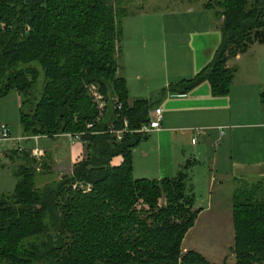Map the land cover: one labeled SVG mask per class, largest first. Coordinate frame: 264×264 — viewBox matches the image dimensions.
Segmentation results:
<instances>
[{"label":"trees","instance_id":"1","mask_svg":"<svg viewBox=\"0 0 264 264\" xmlns=\"http://www.w3.org/2000/svg\"><path fill=\"white\" fill-rule=\"evenodd\" d=\"M127 1L0 0V98L20 95L24 135L83 132L85 149L71 174L42 187L35 178L49 163L12 149L17 182L13 193L0 194V263L216 264L183 249L201 211L188 184L193 160L172 177L136 178L133 152L148 135L127 132L119 141L108 132L125 121L141 128L155 105L131 99L122 74V20L140 11L130 14ZM203 5L214 25L221 20V43L202 70L163 87L160 99L203 82L214 96L229 95L230 59L264 44V0ZM92 85L109 101L104 112ZM260 99L264 107V86ZM117 156L122 161L113 165ZM242 180L232 194L230 251L235 264H264V175Z\"/></svg>","mask_w":264,"mask_h":264},{"label":"crops","instance_id":"2","mask_svg":"<svg viewBox=\"0 0 264 264\" xmlns=\"http://www.w3.org/2000/svg\"><path fill=\"white\" fill-rule=\"evenodd\" d=\"M203 4L204 0H200L197 12L189 9L181 14L163 13L161 20L154 16L146 20L135 18V23L130 24L122 22V74L127 80L130 98H149L155 102L154 107L161 106L163 110L162 129L147 134L138 145L137 156L133 152L136 159L134 173L136 170L145 172L141 177L135 174L134 177H172L191 159L194 163L188 184L195 201V191L200 184L196 178L199 164L209 165L210 172L203 171L208 182L206 200L209 196L211 200L219 177L237 184L241 179H257L264 175V110L260 108L264 44H251L246 52L230 59L229 65L236 68V74L229 95L214 96L210 84L203 82L186 95L170 94L160 99L163 87L191 78L202 70L221 43L220 25H214L211 12ZM257 103L259 107L254 112L252 104ZM196 128L205 130L197 136ZM195 136L198 138L193 143ZM45 138H53L55 143L51 149H44L43 160L49 166L38 172L46 173L45 176L53 173L56 179L71 174L74 164L85 155L84 142L72 140L67 134L40 135L28 140L33 142L29 147H34V141ZM26 150L29 151L24 152L30 153L31 148ZM12 152L7 154L8 170L7 163L1 162L0 158V193L9 191L12 186L15 160ZM121 161L122 157L117 156L112 164L118 165ZM217 169L218 174L215 173ZM203 208L200 205V209Z\"/></svg>","mask_w":264,"mask_h":264},{"label":"rangeland","instance_id":"3","mask_svg":"<svg viewBox=\"0 0 264 264\" xmlns=\"http://www.w3.org/2000/svg\"><path fill=\"white\" fill-rule=\"evenodd\" d=\"M207 1L209 0H204V3ZM199 5L200 0H129L122 6L126 7L129 10L130 14L134 12L136 13L139 10L140 11L136 14L129 15L126 18H123L122 22L125 21L127 24H130L135 23V18H139V20L143 18L146 20L147 18L154 16L161 20L163 13H168L169 15L181 14L187 12V10L189 9L197 12V7H199ZM141 13L145 14L140 16ZM219 22L221 24V20L217 18L216 24H218ZM156 25L157 27H159L158 23ZM261 105L262 104H260V108L264 110V107ZM252 107L253 111L255 112L259 107L258 103L255 105L252 104ZM23 111L27 112V109L24 108ZM20 115L21 109L19 106V97L17 92L13 91L7 96L0 98V126L2 124H7L10 127L12 137L14 138L24 135V131L20 122ZM63 134L69 135L68 133ZM54 143L55 139L45 138L40 140V142L34 141V147H29L33 146L32 141H23L21 144L25 149H51ZM16 147L17 142H0V153L2 154L0 158L2 159L1 162L7 163V170L9 169V160L7 159V154H9V152H12V149H15ZM138 151L139 146H137L134 151L136 156L138 155ZM134 153L132 159L135 162L136 159H134ZM139 161H141L142 164V160ZM39 162L41 163V161ZM146 163L147 162L143 163V166H145L144 164ZM199 165L200 170L196 172V178L198 180V183L200 184L198 187V191H195L197 198L194 204V208L198 209L200 208V205L204 206V208L199 213L195 225L185 235V238L183 240L184 252L187 250L197 251L210 262L216 264H235V256L230 251V249L234 245L235 235L231 210L233 206L232 191L233 189H235L237 184L230 182V180H227V178L219 177L211 194V200L210 196L209 199L206 200V194L208 192V182L207 177L205 176L203 171H208L209 173V165L205 163ZM144 173H140L138 172V170H136V173L134 174L137 177H141ZM215 173L218 174V169L217 171L215 170ZM56 178V175H54L53 173L51 175L45 176L44 173L37 172L35 181L37 187H42L46 183L55 181ZM242 181V179L239 180L238 184H241ZM11 182V189L7 192H1L0 194H8L9 192H14L13 190L15 189L17 179L14 175L13 169ZM6 185L8 186L7 183ZM202 197L204 201L202 202V199L200 202V199ZM161 203H163V200L161 201ZM0 264L6 263L2 262Z\"/></svg>","mask_w":264,"mask_h":264},{"label":"built area","instance_id":"4","mask_svg":"<svg viewBox=\"0 0 264 264\" xmlns=\"http://www.w3.org/2000/svg\"><path fill=\"white\" fill-rule=\"evenodd\" d=\"M89 92L91 93V96L94 98V101L98 106V109H100L101 112H104L109 105V101L106 98V96L102 93V91H99L94 85L90 87ZM119 107H121V104L119 105ZM149 118H150L149 122L142 125V127L139 129H133V130L129 129L128 121H125L123 127H112L108 132L115 135L116 139L120 141L123 138L124 134L127 132H135V133H141L147 135L149 133L162 129L163 110L161 106L156 105V107L152 109ZM92 126H93L92 124L88 125L89 128H91ZM204 130L205 129L196 128L194 129V132L196 133L197 136H199L201 135V133L204 132ZM68 134L72 140L83 141L82 140L84 134L83 132H77V133L72 132ZM39 136L40 135H34V136L23 135L21 137L14 138L12 137L11 129L7 124H2L0 126V142H8V141L17 142V147L15 148V150H18L20 152L28 151L22 146L21 143L23 141L37 139ZM197 138L198 137L195 136L192 139V142L195 143L197 141ZM30 153L31 156L37 159L38 161H41L42 158L45 156V151L44 149L41 148H35V149L33 148L31 149ZM0 155L2 154L0 153Z\"/></svg>","mask_w":264,"mask_h":264}]
</instances>
